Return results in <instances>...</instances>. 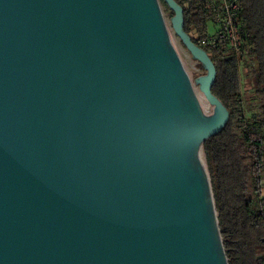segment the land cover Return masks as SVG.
<instances>
[{"label":"water","instance_id":"1","mask_svg":"<svg viewBox=\"0 0 264 264\" xmlns=\"http://www.w3.org/2000/svg\"><path fill=\"white\" fill-rule=\"evenodd\" d=\"M164 2L0 0V264H229L203 152L228 113Z\"/></svg>","mask_w":264,"mask_h":264},{"label":"trees","instance_id":"2","mask_svg":"<svg viewBox=\"0 0 264 264\" xmlns=\"http://www.w3.org/2000/svg\"><path fill=\"white\" fill-rule=\"evenodd\" d=\"M159 1L170 17L173 12L164 0ZM175 1L183 7L184 31L198 43L207 31L209 0ZM216 2L218 5L219 1ZM239 6L241 30L248 45L246 53L254 62L251 74L255 97L262 101L264 0H239ZM205 50L216 70L211 91L228 113L224 128L203 143L224 248L229 264H264V196L259 194L257 182L264 168V102L259 112L245 118L233 84L234 53L229 51L224 56L216 49ZM198 66L203 70L200 63Z\"/></svg>","mask_w":264,"mask_h":264},{"label":"rangeland","instance_id":"3","mask_svg":"<svg viewBox=\"0 0 264 264\" xmlns=\"http://www.w3.org/2000/svg\"><path fill=\"white\" fill-rule=\"evenodd\" d=\"M215 2H216V0H215ZM216 5H217V2L213 6L209 4L210 18L207 20V24H208L207 31H206L204 36H202L200 38L197 37L199 42L196 44L198 46L202 47L204 50L206 48H210V49L213 48L212 46H209V45L203 46L200 41L204 40V42L207 44L213 43L214 39L212 38V36L215 35V33H213V32L216 29L213 25V23L215 24V22H214V20L211 19V16H214V15H212L214 13L213 7ZM218 5H219V3H218ZM161 7L163 10L165 20H166L167 24L169 25L168 12L164 11V8L162 5H161ZM238 8H239V20H240L239 0H238ZM174 41L176 43L178 52H179V54L182 58V61L184 63L185 69L188 72V74L190 75V77L193 78V77L197 76L198 74L204 73V70H201L199 68L198 62L196 60L192 59L189 52L182 46L180 40L177 37H174ZM247 46L248 45H246L245 50L242 48V50L238 53H235L232 51L235 55V60H236V72H235L233 84H234L235 89L238 92L239 99L241 102V108L244 111V117L245 118H248V117L252 116L253 114L259 112L258 108L262 104V102H264V100L260 101L261 99L255 97L254 84H253V79H252V74H251V72L254 68V62H253L252 57H250V55L246 53ZM216 52L226 56L227 53H229V49L227 48V49H225V51L218 49V50H216ZM204 103H205V101H204ZM257 182H258V187H259V194L261 196H264V168L263 167L260 171V174L258 175ZM222 240H223V238H222Z\"/></svg>","mask_w":264,"mask_h":264},{"label":"built area","instance_id":"4","mask_svg":"<svg viewBox=\"0 0 264 264\" xmlns=\"http://www.w3.org/2000/svg\"><path fill=\"white\" fill-rule=\"evenodd\" d=\"M210 5H215V0H209ZM217 6V7H216ZM213 7L214 13L211 19L214 20L215 33L212 36L213 43L207 44L204 40L200 41L203 46H212V49L224 50L229 49L238 53L245 50L246 39L241 30L240 20H239V8L238 0H219V5ZM218 24V25H217Z\"/></svg>","mask_w":264,"mask_h":264}]
</instances>
